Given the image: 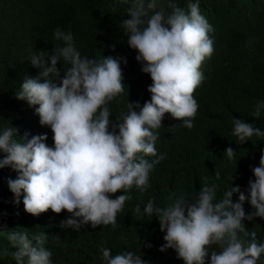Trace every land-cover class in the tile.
<instances>
[{"label": "clouds", "instance_id": "obj_1", "mask_svg": "<svg viewBox=\"0 0 264 264\" xmlns=\"http://www.w3.org/2000/svg\"><path fill=\"white\" fill-rule=\"evenodd\" d=\"M127 4V19L120 25L128 46L137 52L141 71L151 78L150 100L127 102L115 120L108 105L125 91L122 56L89 58L82 56L71 30L56 28L51 51L35 52L30 63L39 69L36 77L26 76L16 99L34 107L41 126L53 133V146L47 134L21 136L15 127L0 129V169L17 173L7 183L15 203L21 197L24 211L39 216L48 210L62 211L64 229L79 231L82 226H117L118 214L128 193L141 194L149 187V175L165 159L158 154L156 141L165 114L182 121L191 130L199 104L195 90L204 80L200 70L215 49L209 33L212 25L201 14L199 0L182 7L177 0H121ZM58 64L61 67H58ZM264 102L258 101L252 117L260 118ZM232 135L239 145L252 137L264 138V131L253 123L232 118ZM231 161L236 151L225 152ZM247 195L239 185L217 198V185L205 177L198 195L173 194L164 206L149 200L141 213L155 217L165 243L159 251L173 249L184 264H258L264 256V243L243 223L264 219V151L259 166L252 169ZM216 179L220 172L215 171ZM122 192L121 195H115ZM234 194L238 201H233ZM115 196V198H113ZM254 209L246 213L245 202ZM0 226V232L5 231ZM16 264H52V252L45 247L46 233L29 237L26 231H6ZM151 248L152 245L147 243ZM105 264H148L141 254L126 251L113 255L102 250ZM210 257V260H209Z\"/></svg>", "mask_w": 264, "mask_h": 264}, {"label": "trees", "instance_id": "obj_2", "mask_svg": "<svg viewBox=\"0 0 264 264\" xmlns=\"http://www.w3.org/2000/svg\"><path fill=\"white\" fill-rule=\"evenodd\" d=\"M177 2L186 7L189 0ZM199 4L213 27L209 36L215 51L200 69L204 80L194 92L199 104L194 127H180L182 121L171 114L164 116L156 148L165 159L150 173L149 189L141 194L133 188L128 193L132 199L125 202L115 228L101 225L93 229L89 224L75 231L60 226L70 215L66 211L55 214L48 210L39 216L26 213L23 198L15 203L7 183L17 173L7 167L0 169V226L6 229L0 232V264H16L10 255L16 249L7 239V230L26 231L30 238L46 233L45 247L52 252V264H105L104 248L113 255L142 252L148 264H184L173 249L159 251L165 233L155 217L138 216L135 206L143 213L149 200L164 206L173 194L186 192L195 197L205 177L208 184L218 186L217 198L231 187L233 175L232 186L239 185L247 195L248 182L255 179L252 169L259 166L264 151V138L254 136L239 145L231 121L233 117L243 119L264 131V110L259 119L252 117L256 103L264 102V0H199ZM127 7L121 0H0V129L12 126L21 136L26 131L30 136L47 134L46 143L53 146L51 129L41 126L34 107L16 99L15 94L26 76L38 74L39 69L29 61L31 56L41 50L50 52L52 44L59 43L53 40L56 28L72 31L82 56L127 59L126 66L121 64L125 91L108 105L110 119L126 112L128 101L142 106L150 100L151 78L141 71L137 52L128 46L120 27L128 18ZM228 147L236 151L231 161L224 153ZM215 171L220 172L219 180ZM233 201H238L237 194ZM243 207L246 213L254 211L247 201ZM243 223L264 243V219ZM258 264H264V256Z\"/></svg>", "mask_w": 264, "mask_h": 264}]
</instances>
